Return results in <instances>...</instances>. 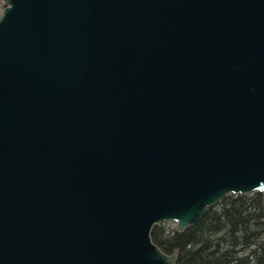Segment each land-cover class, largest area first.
<instances>
[{"label": "water", "instance_id": "water-1", "mask_svg": "<svg viewBox=\"0 0 264 264\" xmlns=\"http://www.w3.org/2000/svg\"><path fill=\"white\" fill-rule=\"evenodd\" d=\"M264 192V0H5L0 264H176L152 228Z\"/></svg>", "mask_w": 264, "mask_h": 264}, {"label": "trees", "instance_id": "trees-1", "mask_svg": "<svg viewBox=\"0 0 264 264\" xmlns=\"http://www.w3.org/2000/svg\"><path fill=\"white\" fill-rule=\"evenodd\" d=\"M151 239L176 264H264V192L226 194L182 232L156 224Z\"/></svg>", "mask_w": 264, "mask_h": 264}, {"label": "rangeland", "instance_id": "rangeland-1", "mask_svg": "<svg viewBox=\"0 0 264 264\" xmlns=\"http://www.w3.org/2000/svg\"><path fill=\"white\" fill-rule=\"evenodd\" d=\"M4 8H5V0H0V15H2ZM166 224L169 228H175V222L174 221H166Z\"/></svg>", "mask_w": 264, "mask_h": 264}]
</instances>
